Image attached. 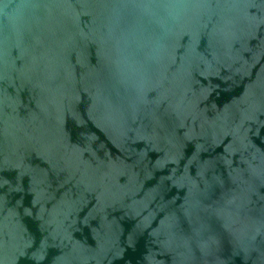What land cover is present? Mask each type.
Masks as SVG:
<instances>
[{"label": "water", "instance_id": "1", "mask_svg": "<svg viewBox=\"0 0 264 264\" xmlns=\"http://www.w3.org/2000/svg\"><path fill=\"white\" fill-rule=\"evenodd\" d=\"M0 264H264V0H0Z\"/></svg>", "mask_w": 264, "mask_h": 264}]
</instances>
